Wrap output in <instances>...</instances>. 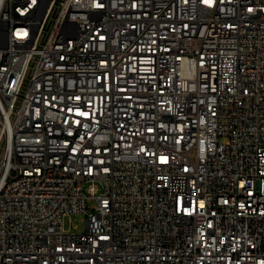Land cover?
<instances>
[{
  "label": "built area",
  "instance_id": "2783aa9c",
  "mask_svg": "<svg viewBox=\"0 0 264 264\" xmlns=\"http://www.w3.org/2000/svg\"><path fill=\"white\" fill-rule=\"evenodd\" d=\"M0 125V264H264V0H0Z\"/></svg>",
  "mask_w": 264,
  "mask_h": 264
},
{
  "label": "bare ground",
  "instance_id": "6f19581e",
  "mask_svg": "<svg viewBox=\"0 0 264 264\" xmlns=\"http://www.w3.org/2000/svg\"><path fill=\"white\" fill-rule=\"evenodd\" d=\"M3 12H11V5H3ZM21 34L27 35L28 44H35V51L37 54H46V47H42V44H36L38 36V27H31L28 31V27H25V20H16L8 23L7 34L4 35V42H11V46L14 49H27V42L20 41L19 37H11V35ZM2 137V128L0 125V139Z\"/></svg>",
  "mask_w": 264,
  "mask_h": 264
},
{
  "label": "rangeland",
  "instance_id": "374dc122",
  "mask_svg": "<svg viewBox=\"0 0 264 264\" xmlns=\"http://www.w3.org/2000/svg\"><path fill=\"white\" fill-rule=\"evenodd\" d=\"M64 231L82 234L85 231V217L83 214H70L63 217Z\"/></svg>",
  "mask_w": 264,
  "mask_h": 264
},
{
  "label": "water",
  "instance_id": "95a60500",
  "mask_svg": "<svg viewBox=\"0 0 264 264\" xmlns=\"http://www.w3.org/2000/svg\"><path fill=\"white\" fill-rule=\"evenodd\" d=\"M57 1H60V0H57Z\"/></svg>",
  "mask_w": 264,
  "mask_h": 264
}]
</instances>
